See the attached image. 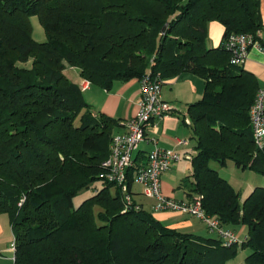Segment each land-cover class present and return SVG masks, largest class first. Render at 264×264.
<instances>
[{
  "label": "trees",
  "instance_id": "obj_1",
  "mask_svg": "<svg viewBox=\"0 0 264 264\" xmlns=\"http://www.w3.org/2000/svg\"><path fill=\"white\" fill-rule=\"evenodd\" d=\"M260 0H0V213L10 216L14 264H227L238 243L181 232L100 178L119 120L94 114L66 74L111 89L118 80L184 72L207 80L188 107L196 154L189 196L208 214L247 228L245 264H264V186L243 200L212 162L264 174L250 108L258 89L241 66L212 63L229 54L206 45L208 24L231 33L262 30ZM38 16L45 41L33 37ZM128 169L134 193L137 159ZM100 181L93 195L73 198ZM23 200V201H22ZM22 201V204L19 203Z\"/></svg>",
  "mask_w": 264,
  "mask_h": 264
},
{
  "label": "crops",
  "instance_id": "obj_2",
  "mask_svg": "<svg viewBox=\"0 0 264 264\" xmlns=\"http://www.w3.org/2000/svg\"><path fill=\"white\" fill-rule=\"evenodd\" d=\"M259 10L262 20L261 41L264 44V0H260ZM222 44H224V26L219 21L213 20L208 24L206 45L209 48H218ZM210 59L212 63H217L222 66L229 64V60L224 54H219V57L217 54H211ZM241 67L252 73L254 79H256L258 88L264 85V53L253 49L250 52L249 58ZM70 70L74 71L73 73L75 76L69 74ZM65 72L72 81L78 83L82 87L86 101L91 106L94 114L102 112L119 120L121 127L118 129L117 133L123 132L125 129L124 126H122V122L135 116L139 109V100L141 97L140 80L138 78L118 80L113 84L112 88L108 90L91 82L87 83V80L80 75L77 67H68ZM206 88V78L196 73L184 72L177 76L165 77L161 89L162 97L164 100L175 106L177 111L167 115L163 119L155 121L154 124H156L157 129L154 128V125L149 126L146 129L145 140L141 142L139 148L134 152L133 156L134 159H137L138 164H147L148 155L155 147L153 140L156 139L158 142L157 144L160 147L173 149L181 155V159L161 176V188L163 193L167 196L184 200L191 198V196L188 195V191L194 183V180L191 177L192 168L189 174L179 176L178 178L175 177V179H178L175 184L172 183L170 177H174L173 172L176 166L187 160L185 155L196 154V141L192 137V119L188 107L191 103L202 99ZM178 140H183L185 142L180 144L178 143ZM229 163L230 162L227 164ZM217 164L218 163H216L215 166H212L219 171V164ZM238 169L242 171L250 170ZM177 184L178 186L175 187ZM136 186L137 184H134L132 187L135 202L152 212L153 215L163 224L181 232L192 233L198 236L211 235L207 226L196 217L187 214L154 210V200L142 195L141 185H138V187ZM255 187H251V189L253 188L252 191ZM176 188L183 190L184 194L182 197H177ZM234 188L238 190L235 186ZM244 198L245 197L241 194V199L243 200ZM146 201L149 209L145 207ZM236 233L241 238L245 239L247 228L245 226H240L236 230ZM215 236L218 237L216 234Z\"/></svg>",
  "mask_w": 264,
  "mask_h": 264
},
{
  "label": "built area",
  "instance_id": "obj_3",
  "mask_svg": "<svg viewBox=\"0 0 264 264\" xmlns=\"http://www.w3.org/2000/svg\"><path fill=\"white\" fill-rule=\"evenodd\" d=\"M224 47L229 54V63L233 66H242L253 49L264 53L261 30L257 34L231 33L225 39ZM86 82L89 83V81ZM140 83L139 109L135 116L122 122L125 130L113 136L109 156L103 161V171L100 174L101 179L109 183H115L121 188L128 205L135 202L133 194L129 191L127 176L128 169L135 164L134 152L145 140L146 129L149 126L154 125V128L157 129L156 124H154L155 121L177 111L175 106L162 97L163 79L160 74L147 72L140 79ZM250 121L255 144L262 149L264 148V85L258 88L255 94L250 108ZM153 141L155 147L148 155V163L139 166L134 176V184L142 186V195L154 200L153 209L196 217L207 226L209 232L220 237L224 244L242 243L244 238L223 225L217 217L207 213L201 195L195 194L190 199L184 200L163 193L161 176L181 159V155L173 149L160 147L156 139ZM184 142L178 140L180 144ZM185 157L187 160L193 159L191 154H187ZM22 201L19 203L20 205ZM140 206L136 203L137 208H140ZM11 245L14 251L15 242L13 241Z\"/></svg>",
  "mask_w": 264,
  "mask_h": 264
},
{
  "label": "rangeland",
  "instance_id": "obj_4",
  "mask_svg": "<svg viewBox=\"0 0 264 264\" xmlns=\"http://www.w3.org/2000/svg\"><path fill=\"white\" fill-rule=\"evenodd\" d=\"M31 23L33 26V37L37 41H45L47 39V35L39 20V17L32 16ZM73 72V70H70L69 74L71 76H75ZM215 164L216 162H212L213 166H215ZM191 168V160H186L184 163H179L173 172L174 177H170L172 183H177L178 179H175V177L178 178L179 176L189 174L191 172ZM218 168L220 175L230 181L239 191H241L243 197H247L251 193L253 189H251V187L264 186V174H262L261 172L255 170H239L232 162H230L226 166L218 165ZM101 186L102 183L100 181H97L93 183L90 187L83 189L73 198L74 206L77 207L78 205H80V203H82L84 199L94 194L96 188H100ZM177 186L178 184L175 187ZM136 187H138V184ZM176 189L177 197H182L184 194L183 190L180 188ZM147 201L145 207L149 209ZM210 234V236L204 237H216L214 233ZM13 241L14 237L11 228L10 216L7 212L0 213V264H14V251L11 245ZM234 250L235 253L231 255L227 264H245L246 257L250 253V249H243L240 244H237Z\"/></svg>",
  "mask_w": 264,
  "mask_h": 264
}]
</instances>
